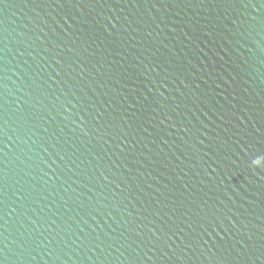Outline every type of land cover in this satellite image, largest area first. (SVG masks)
I'll use <instances>...</instances> for the list:
<instances>
[{"label": "water", "instance_id": "water-1", "mask_svg": "<svg viewBox=\"0 0 264 264\" xmlns=\"http://www.w3.org/2000/svg\"><path fill=\"white\" fill-rule=\"evenodd\" d=\"M0 264H264V0H0Z\"/></svg>", "mask_w": 264, "mask_h": 264}]
</instances>
